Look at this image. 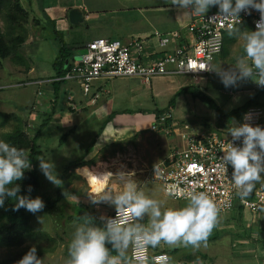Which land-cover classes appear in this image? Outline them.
Masks as SVG:
<instances>
[{"label":"rangeland","instance_id":"obj_1","mask_svg":"<svg viewBox=\"0 0 264 264\" xmlns=\"http://www.w3.org/2000/svg\"><path fill=\"white\" fill-rule=\"evenodd\" d=\"M106 4L116 5L111 3V0H108ZM46 17L47 13L43 9L39 11L32 0H0V39H2L0 46V139L25 149L30 155L32 137L41 128L40 153L37 157L41 155L49 157L54 162L55 171L61 180L60 185L52 184L38 168L42 185L30 195L33 198L41 197L45 204L55 199L57 189H59L61 200L52 209L44 206L40 212L32 213L29 220L30 225L21 245H13L5 239H0V264H15L32 245L37 247V255L42 259V264H64L67 258V245L74 232L73 226L78 223L69 220L67 214L69 215L73 211V205L81 197H86L88 190L92 189L82 175L75 174L70 167L63 168L62 163L65 159L61 156L64 150L63 142L67 140L73 128L91 133L97 130L101 119L90 108L85 113L82 110L78 111L76 107H67L64 104L66 90L62 84L56 98L57 94L54 90L57 75L54 62L58 56H53L51 51L55 53L60 42L57 36H52L49 32L52 28L48 25ZM96 21L97 19H92L83 23V36H92L99 32ZM86 25L90 27L87 28ZM220 59H222L221 56H217L213 63L227 67ZM208 77L210 83L216 80L221 83L215 74H209ZM178 78L152 79L153 85L151 86L144 85L140 79L134 80L135 78L113 79H126L128 83L131 82L132 87L129 91L125 88L117 89V100L124 101L132 110L151 112L168 105L174 96L171 89L177 85L172 80L176 81ZM126 80L120 87H124ZM204 81L207 79L201 78L200 83L203 85ZM247 82L243 81L242 84L245 85ZM222 93L212 88L208 89L206 94L215 103L220 104ZM54 99H58V104H60L57 110L56 105H53L56 103ZM196 105L212 109L209 103L194 98L191 93H185L176 98L173 114L176 118L191 120L190 114L195 110ZM67 108L70 113H67ZM158 128L159 124L156 130ZM13 132H20L23 136L19 133L11 140L7 134ZM122 149L124 147L113 148L111 146L106 151H101L98 156L102 164L99 168H92V170L117 172L105 161L113 163L109 156ZM124 160L127 158L120 155L117 161ZM114 165L117 164L113 163L112 167H115ZM27 171H32V168L25 170L24 177L16 181L20 188L28 187L33 183L26 175ZM148 189L149 184H145L140 190L145 193ZM185 203L186 200L176 201L172 198H165L162 202L165 208L182 207ZM103 205L106 209L111 207L107 204ZM5 207H0V212ZM263 213L264 208L258 212H252L235 207L226 213L217 215L215 226L199 247L194 248L183 244L168 246L165 243L170 250L174 247L179 248L178 253L171 255L172 264H264V235H262L264 231L262 227H258L257 223ZM74 214H78V209H74ZM128 249L130 250V244Z\"/></svg>","mask_w":264,"mask_h":264},{"label":"crops","instance_id":"obj_2","mask_svg":"<svg viewBox=\"0 0 264 264\" xmlns=\"http://www.w3.org/2000/svg\"><path fill=\"white\" fill-rule=\"evenodd\" d=\"M32 1L33 4L37 5L39 11L43 9L45 13H47V23L54 31H51V29L49 32L52 33V36H57L60 42L59 46L56 47L58 51L56 50L55 53L51 51L52 55H56V57L61 54L68 55L71 59V64L86 51L87 43L98 37L118 39L123 42H128L135 38L151 40L146 49L152 54V57L155 58L164 52L172 51L173 47L171 45L164 48L160 47L153 33L155 31L166 32L179 29L188 24L192 18L191 12H178V10L172 6V0H111V3L116 4L115 6L106 4L108 0ZM71 10H75L82 18L81 23L73 24L70 22L69 12ZM215 11H217V8L212 7L208 13ZM92 19H97L96 22L98 23L97 28L99 32L92 36H83V23H85V21H91ZM138 20L140 21L139 23ZM86 26L87 28L90 27L88 25ZM239 29L254 30L251 24H246ZM184 38L190 40L192 37L190 34L185 33ZM80 50L82 51L78 52ZM238 52H242V49L237 43L235 36L233 33H227L225 35L223 52L219 55L222 58L220 59L221 62H224L225 65L229 67V64L235 62V55ZM209 74L214 73H207L197 77L187 74H167L153 78L154 80L164 77H179L176 81L172 80V82L177 83V85L171 89V93L174 94L173 97H175V100L177 97L189 93L182 92L177 94L178 91L190 86L200 89L205 94L208 89L212 88L219 90V92H223L220 95L222 96L220 98V104L218 102L216 103L223 114L222 116L211 104L212 109L210 110L196 105L195 110L190 114V117H192L191 120L176 118L173 114L175 106L170 110H165L169 106L171 100L166 107L151 112L128 108L124 101L117 100V89L123 90V88H125L128 91L132 90L130 86L131 82L128 83L126 79H99L94 82L90 92L87 94L84 93L81 85L77 81L64 80L62 83L66 90L64 104L67 107H76L78 111L82 110L85 113H87L88 108H90L92 112H95L97 116H99L101 123L97 130L91 133L86 130L78 131L77 128L72 129V133L67 137V140L63 142V155H59L65 159V162L62 163L64 165L63 168L68 169L70 164L81 161L83 162L82 165L76 168L70 167V170H74L75 174L83 176L81 171L83 168L97 169L102 164L101 158L98 156L101 151H106V149L111 146L113 148L124 147V149L117 150V152H113L112 155L109 156V159L112 160L114 164H117L114 165L115 167H112L113 163L111 162L105 161V163L109 164L111 166L110 168L116 171L124 169L127 172H132L131 179L135 180L139 190L145 184H149V189L145 191V194L151 198L160 202L165 201V198L171 199V197L164 192L161 184L148 179V169L154 163L163 160L169 154L183 149L186 146L187 137L190 135L204 134L227 136V129L229 126H232L234 122L242 123L244 112L232 115L229 114L243 106L247 101L255 98L258 92L263 89V87L256 85L251 80H248L245 85L240 82L242 85L239 84L237 87L225 88L223 84L219 83L217 80L214 83H210L208 81ZM201 78L207 79V81L203 82V85L200 83ZM124 80H126L128 84L124 83V87H120ZM134 80L137 79L135 78ZM151 85H153V81L149 84V86ZM172 86L173 83L171 84V87ZM54 100L56 103L52 104L56 105L57 110V106H60V104H58V99L57 101L56 99ZM256 100L263 102L264 95L258 96ZM50 110L52 113V109ZM213 110H215V112H213ZM66 111L70 113L68 108ZM164 114H167L168 118L166 122L162 124L159 121V117ZM85 116L87 118L86 114ZM154 124H159L157 130L151 129ZM101 127L102 130L99 132ZM88 147H90L89 150H87ZM120 155L126 157L127 160L121 162L117 161ZM83 178L85 177L83 176ZM107 179L105 180V185L101 192L121 186V181L118 177L109 174ZM261 184L262 183H257L253 191ZM91 192V190H88V193ZM75 208L78 209V211H83V214L92 217L97 221V224L100 223L98 218L101 214L109 215L114 209L112 206L106 209L103 203L99 205L92 204L88 199V195L86 197H81L75 205H73V211L69 215L67 214L69 220H74V222L78 223L80 220L74 219L76 215L74 214ZM74 222L73 224H76ZM136 222L137 221H135V223ZM141 223L146 224L147 217H145ZM257 223L258 227H262L261 229L264 231V213L260 216ZM70 225H72V223ZM75 226L76 225L73 226V231ZM168 246L161 241L156 247H158V249H166L169 248ZM125 253L130 255V250L127 248ZM124 260L122 259L123 262ZM130 263L135 264L132 260Z\"/></svg>","mask_w":264,"mask_h":264},{"label":"clouds","instance_id":"obj_3","mask_svg":"<svg viewBox=\"0 0 264 264\" xmlns=\"http://www.w3.org/2000/svg\"><path fill=\"white\" fill-rule=\"evenodd\" d=\"M178 12L205 15L212 7L217 8L214 18L240 20L243 12L259 13L255 29H232L242 52L235 55L229 67L216 65L209 57L207 70L212 71L225 88L237 87L240 82L251 80L264 87V0H172ZM252 113H245L242 123H233L227 129L230 142L222 149L223 164L231 166V181L239 197L246 198L257 183H264V126L249 121ZM239 141V144L235 143ZM28 151L0 139V207L6 200L14 201L13 210L24 208L36 214L44 208L41 197H32V186L28 194H21L16 181L24 177L32 164ZM39 171L54 185L61 180L55 171L54 162L45 155L37 157ZM111 175L121 181L120 187L88 193L94 205L101 203L114 207L115 216L101 214L97 224L85 214L75 226L67 245L64 264H121L129 244L156 247L163 241L168 245L183 244L199 247L217 222V208L205 191L189 190L184 194L186 203L182 207H163L162 202L138 189L132 172L123 170ZM95 183V180H93ZM135 218L136 223H122L121 214ZM147 217V223H141ZM115 253L113 255L112 253ZM15 264H42L37 247L32 245Z\"/></svg>","mask_w":264,"mask_h":264},{"label":"built area","instance_id":"obj_4","mask_svg":"<svg viewBox=\"0 0 264 264\" xmlns=\"http://www.w3.org/2000/svg\"><path fill=\"white\" fill-rule=\"evenodd\" d=\"M217 11L205 15H192L185 26L170 31H155L153 36L160 47L172 46L173 50L152 57L147 51L151 40L135 38L128 42L98 37L89 41L86 51L75 59L66 73L56 80L77 81L85 94L99 79L136 78L149 85L153 78L167 74H187L193 77L212 73L207 70L209 57L212 62L224 49L225 35L255 21L259 13L240 14V20L214 18ZM188 33L192 38L185 39ZM252 113L249 121L254 126H264V103L252 105L243 113ZM242 117V122H244ZM168 118L161 115L163 124ZM157 124L151 129L156 130ZM186 146L154 163L148 169V179L162 185L164 192L174 200H185L186 191H205L214 201L217 215L235 207L258 212L264 208V183L246 198L237 195L231 181L232 168L222 162V149L232 138L227 136L194 134L187 137ZM235 143L239 144V141ZM107 216H115V210ZM122 223H135V218L121 214ZM130 257L133 262L151 261L153 264H172L167 252L152 253L149 245L131 244Z\"/></svg>","mask_w":264,"mask_h":264},{"label":"trees","instance_id":"obj_5","mask_svg":"<svg viewBox=\"0 0 264 264\" xmlns=\"http://www.w3.org/2000/svg\"><path fill=\"white\" fill-rule=\"evenodd\" d=\"M1 42H2V39H0V46H1ZM2 53H3V51L1 50V54ZM70 65H71V59H70V57H68V55H64V54L59 55L54 62V68H55L57 77L63 76L66 73L67 69L70 67ZM55 82H56L55 94H57L56 95V98H57V96L59 94L58 90H60L61 84L64 82V80H59V81H55ZM182 92H189L192 94L193 97L199 98L202 101L211 104L218 111V113L221 116L223 115L221 113V110L217 106V104L208 95H206L203 91H201L200 89L193 87V86H190V87H186L184 89H181L180 91H178L177 94L182 93ZM261 95H264V87L261 91L258 92V94L255 98L247 101L243 106L232 111L229 115L239 114V113L245 112L246 109L252 105L263 104L264 101L260 102V101L256 100V98L258 96H261ZM56 101H57V99H56ZM174 103H175V97H173L171 99L169 106L165 110L172 109L174 107ZM48 116L51 117V115H49V114H48ZM225 116H228V115H225ZM101 130H102V127L99 129V132H101ZM19 133L13 132V133H8L7 135L9 136L8 138L12 140V138H16V136L19 135ZM40 133H41V128L32 137L30 157H29L31 164H32V171L26 172V175L33 181V183L31 184V186H32L31 194L35 193L42 185L41 180H40V175L38 173V160H37V155L40 153V150H39ZM20 135L23 136L22 133H20ZM89 149H90V147L87 148V150H89ZM82 163L83 162H81V161H76V162L70 164L69 166L72 168H76V167L82 165ZM21 194H28L27 193V187L21 188ZM60 200H61L60 190L57 189V195H56L55 199L53 201L46 202L44 205L46 207L52 209V208H54L55 204ZM5 206H6L5 209L0 212V239H5L6 241H8L10 244H13V245H21L24 242L25 233L28 230V226L30 225L29 220L32 217V213L26 211L24 208H20L19 210L14 211L13 210L14 201H12V200H6ZM240 209H242V208H240ZM83 213H84L83 211H78V214H76L74 216V219L81 221V218L85 215ZM150 250L152 253L167 252L170 256L179 252V248H175V249L173 248L172 250H170L169 248L158 249V247H151V246H150ZM112 254L115 255L114 252ZM171 258H172V256H171ZM124 259H123L124 262L122 261L121 264H131L130 263V261H131L130 255H127V253H125ZM134 263L135 264H153L151 261L134 262Z\"/></svg>","mask_w":264,"mask_h":264},{"label":"bare ground","instance_id":"obj_6","mask_svg":"<svg viewBox=\"0 0 264 264\" xmlns=\"http://www.w3.org/2000/svg\"><path fill=\"white\" fill-rule=\"evenodd\" d=\"M81 171L83 176L88 181L90 187L92 188L91 191H93V189H97L100 192L103 190L105 185V180L108 178L110 174V173L108 174L107 172L94 171L90 168H83ZM93 180H95V183L93 182Z\"/></svg>","mask_w":264,"mask_h":264},{"label":"water","instance_id":"obj_7","mask_svg":"<svg viewBox=\"0 0 264 264\" xmlns=\"http://www.w3.org/2000/svg\"><path fill=\"white\" fill-rule=\"evenodd\" d=\"M69 20L73 24H79L82 22V18L77 14L75 10L69 12Z\"/></svg>","mask_w":264,"mask_h":264}]
</instances>
